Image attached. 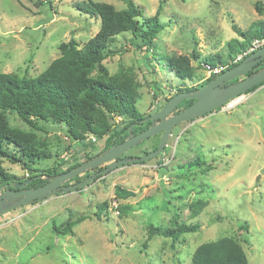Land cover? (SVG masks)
Returning <instances> with one entry per match:
<instances>
[{"label": "rangeland", "instance_id": "374dc122", "mask_svg": "<svg viewBox=\"0 0 264 264\" xmlns=\"http://www.w3.org/2000/svg\"><path fill=\"white\" fill-rule=\"evenodd\" d=\"M84 1L0 0V72L35 77L61 55L62 42L75 38L83 45L94 37L101 18L77 7ZM94 1L127 7L126 0ZM257 1H162L165 28L154 45L138 47L131 32L119 33L110 46L122 52L104 63L110 75L124 73L135 79L137 107L148 116L180 89L206 84L205 57L218 54L226 61L228 41L244 39L232 23L255 34L259 25L254 22L264 21ZM134 2L149 17L161 0ZM170 59L189 61L193 77L181 78ZM8 116L11 126L24 138L40 142L38 148L48 154L32 162V168L56 166L61 172L106 146L108 136L80 142L53 121L35 129L14 113ZM161 135L132 147L125 157L152 151ZM8 149L18 153L19 147L9 144ZM0 159L10 173L29 176L21 162ZM197 160L201 163L191 164ZM94 174L84 172L81 180ZM119 186L135 195L119 197ZM105 201L109 207L98 217L97 205ZM69 221L75 222L71 229ZM194 222L201 228L178 240L159 235L148 239L151 224L173 228ZM242 224L247 228L241 229ZM222 237L238 239L249 264H264V84L179 123L154 158L122 164L83 188L0 215V264H188L201 244Z\"/></svg>", "mask_w": 264, "mask_h": 264}, {"label": "trees", "instance_id": "16d2710c", "mask_svg": "<svg viewBox=\"0 0 264 264\" xmlns=\"http://www.w3.org/2000/svg\"><path fill=\"white\" fill-rule=\"evenodd\" d=\"M162 1L165 2L161 0L156 14L149 17L144 16L143 10L134 0H126L127 7L124 9H117L107 2L94 0L79 2L77 7L81 11L101 18V27L94 37L83 45H80L75 38L62 42L59 47L61 55L35 77L0 72V158L8 157L14 162H21L29 172L27 177H18L7 171L0 159V186L35 176L27 185V187L35 188L48 181L43 177H36L37 175L54 176L80 164L76 163L61 172L56 166L46 170L32 168V162L48 154L38 148L37 144L40 142L24 138L18 129L11 126L8 116L10 113L16 114L35 129H44V123L49 121L64 125L67 135L75 141L83 142L90 136H94L96 140L108 136L103 150L123 142L133 123H136L132 130L134 134L151 125L150 120L143 121L145 115L137 107L138 83L128 74L110 75L104 61L110 55L118 51L122 52L121 49L113 50L110 46L116 36L122 32H131L134 37L133 42L138 47L154 45L158 34L165 28L160 19L163 9ZM255 7L260 14L264 12L262 1L258 0ZM254 24L259 27L256 28L254 35H248L236 23H232L233 29L244 39L233 38L228 41L226 61L216 54L215 57H205V62L212 65L226 64V69L239 63L240 61H234L236 56L246 51L254 38L264 35V21L258 20ZM237 47H240V50ZM248 55L250 53L244 58ZM170 65L181 78L193 77L194 68L189 61L170 59ZM216 76L211 75L205 83ZM262 84L264 82L246 93ZM198 87H187L180 89V92ZM190 101L191 99H186L180 104L184 105ZM116 117H121V121H116ZM9 144L17 145L18 153L10 151ZM44 145L45 143L42 142L41 146ZM157 147L158 145L154 149ZM91 158L88 157V159ZM200 163L199 160L191 162V164ZM81 178L80 174L71 181H80ZM117 193L122 198L135 195L134 191L120 186L117 188ZM108 207V201L98 204L97 216L101 217V213L107 211ZM74 223L69 221L67 227L71 229ZM200 228L199 222L177 224L173 228L151 224L148 239L159 235L178 240L181 235L197 232ZM246 228L245 224L241 225V229ZM188 264H249V261L238 239L222 237L216 241L201 244Z\"/></svg>", "mask_w": 264, "mask_h": 264}, {"label": "water", "instance_id": "95a60500", "mask_svg": "<svg viewBox=\"0 0 264 264\" xmlns=\"http://www.w3.org/2000/svg\"><path fill=\"white\" fill-rule=\"evenodd\" d=\"M261 64H264V46L250 53V55L236 65L225 69L208 83L196 89L181 91L174 94L160 110L143 118V121L151 120L152 124L139 133L133 134V127L136 125V123H133L130 126L127 138L123 142L111 146L93 156L91 159L54 176L37 175L36 177H43L48 180L45 184L35 188L27 187L35 178L34 176L24 181L8 182L1 185L0 215L19 207L27 206L36 201H44L56 194L83 188L98 176L122 164L146 161L158 156L165 149L167 141L172 134V130L179 123L201 117L236 99L254 86L264 82V65L254 70ZM244 75H246L244 78L234 81ZM186 99H195V101L184 109L175 112L179 104ZM159 133L162 135L156 149L142 156L120 157L132 147L139 145L144 140ZM107 163L108 165L96 174L87 176L80 181L67 184L75 176Z\"/></svg>", "mask_w": 264, "mask_h": 264}, {"label": "built area", "instance_id": "2783aa9c", "mask_svg": "<svg viewBox=\"0 0 264 264\" xmlns=\"http://www.w3.org/2000/svg\"><path fill=\"white\" fill-rule=\"evenodd\" d=\"M263 46H264V35L254 38V40L252 41V44L250 45V47L246 51H244L242 53H239L236 56L234 61L235 62L242 61L243 58L248 53H252V52L256 51L258 48L263 47ZM205 67H206L205 69H206V72L208 74V77H210L211 75L220 74L222 71H224L226 69L227 65L226 64L212 65V64L207 63L205 65ZM95 140H96V138H95Z\"/></svg>", "mask_w": 264, "mask_h": 264}, {"label": "flooded vegetation", "instance_id": "af4514ba", "mask_svg": "<svg viewBox=\"0 0 264 264\" xmlns=\"http://www.w3.org/2000/svg\"><path fill=\"white\" fill-rule=\"evenodd\" d=\"M264 64H261V65H259L258 67H256L254 70H257L258 68H260L261 66H263ZM253 70V71H254ZM252 72V71H251ZM247 75V74H246ZM246 75H244V76H242V77H240V78H237L236 80H234V81H238L239 79H241V78H244ZM233 81V82H234ZM195 101V99H191V101L189 102V103H187V104H184V105H181V104H179V106H178V108L175 110V112H178V111H180V110H182V109H184L185 107H187V106H189L190 104H192L193 102ZM151 121V120H150ZM151 124H152V121H151ZM134 134V133H133ZM98 154V153H97ZM96 154V155H97ZM95 156V155H94ZM120 157H125V154H123L122 156H120ZM84 162V161H83ZM108 165V163L107 164H104V165H102V166H98V167H96V168H94L93 169V172L94 173H97L98 171H100L101 169H103L104 167H106ZM73 182H77V181H70V182H68L67 184H69V183H73Z\"/></svg>", "mask_w": 264, "mask_h": 264}]
</instances>
